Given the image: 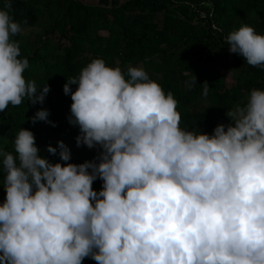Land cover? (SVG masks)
Listing matches in <instances>:
<instances>
[{"label": "clouds", "instance_id": "1", "mask_svg": "<svg viewBox=\"0 0 264 264\" xmlns=\"http://www.w3.org/2000/svg\"><path fill=\"white\" fill-rule=\"evenodd\" d=\"M11 8L4 0L0 9V112L25 99L42 105L50 91L24 76L29 61L12 39L23 28ZM225 43L264 68V35L253 27L243 24ZM202 89L207 97V81ZM63 92L77 147L99 155L51 163L24 128L12 152L0 147V264H264V90H251L211 135L181 128L177 100L142 67H129L126 78L95 58ZM48 117L41 108L31 120L55 127ZM58 149L68 162L67 145Z\"/></svg>", "mask_w": 264, "mask_h": 264}, {"label": "trees", "instance_id": "2", "mask_svg": "<svg viewBox=\"0 0 264 264\" xmlns=\"http://www.w3.org/2000/svg\"><path fill=\"white\" fill-rule=\"evenodd\" d=\"M10 15L23 32L12 37L30 67L26 79L37 87L50 86L44 103L25 101L0 112V147L12 152L21 129L33 132L39 155L51 163L81 164L97 159L99 148L77 147L78 126L68 122L71 96L63 85L95 58L119 67L127 78L129 67H142L165 93L178 102L180 127L211 135L219 124L228 125L229 109L246 103L250 91L264 90V68L247 65L241 55L230 53L226 37L243 24L264 35V0H11ZM4 0H0V9ZM197 11L204 12L201 19ZM214 24V29L211 24ZM196 79L191 88L186 82ZM207 81L209 92L202 95ZM75 91L76 85H72ZM48 119L32 123L41 109ZM70 150V160L59 158L58 142ZM57 148L48 153L47 146ZM97 162H99L97 160ZM0 173V205L6 192ZM97 178L93 189L99 192ZM82 264H97L85 258Z\"/></svg>", "mask_w": 264, "mask_h": 264}, {"label": "built area", "instance_id": "3", "mask_svg": "<svg viewBox=\"0 0 264 264\" xmlns=\"http://www.w3.org/2000/svg\"><path fill=\"white\" fill-rule=\"evenodd\" d=\"M197 14L200 16V18H201L202 20H203V19H205V20L207 19L206 14H205L204 12L197 11ZM211 28H212V29L215 28L213 23L211 24Z\"/></svg>", "mask_w": 264, "mask_h": 264}]
</instances>
